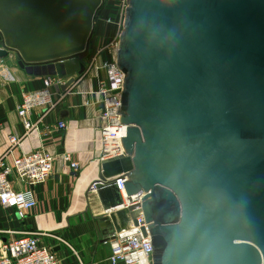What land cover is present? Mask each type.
Returning a JSON list of instances; mask_svg holds the SVG:
<instances>
[{"label": "water", "instance_id": "95a60500", "mask_svg": "<svg viewBox=\"0 0 264 264\" xmlns=\"http://www.w3.org/2000/svg\"><path fill=\"white\" fill-rule=\"evenodd\" d=\"M125 155L92 185L104 211L144 192L153 264H264V0H127ZM103 0H0V62L68 92ZM136 223L140 211L129 208ZM104 240L114 231L100 218Z\"/></svg>", "mask_w": 264, "mask_h": 264}, {"label": "crops", "instance_id": "0c3cea01", "mask_svg": "<svg viewBox=\"0 0 264 264\" xmlns=\"http://www.w3.org/2000/svg\"><path fill=\"white\" fill-rule=\"evenodd\" d=\"M106 16L107 12L103 10L97 13L87 57L101 52L99 60L108 62L111 53L107 45L118 29L105 22ZM96 73L92 69L83 76H76L77 82L68 92L61 91V85L66 82L62 81L56 97L62 99L58 107L41 119V110H34L29 120L38 130L26 134L17 108L23 93L41 89L44 78L26 74L18 67L15 54L0 62V157L7 155V161L11 162L17 156L34 151H46L56 157L50 178L43 184L29 187L37 205L23 218L16 210L0 204V241L38 233L39 244L51 249L59 264H108L110 254L99 221L104 210L99 197L90 191L99 179L102 162L95 122L101 105L94 104L96 97L91 94L98 89ZM8 74L12 79L6 77ZM60 121L67 123V130L58 129ZM11 136L22 138L12 149L9 145ZM67 152L78 162V171L71 170L62 161V155ZM18 186L22 190L28 189L25 185ZM112 220L118 224L123 222L119 215Z\"/></svg>", "mask_w": 264, "mask_h": 264}, {"label": "built area", "instance_id": "2783aa9c", "mask_svg": "<svg viewBox=\"0 0 264 264\" xmlns=\"http://www.w3.org/2000/svg\"><path fill=\"white\" fill-rule=\"evenodd\" d=\"M110 4L115 12L105 21L118 29L116 36L107 45L111 53V61L99 60L101 57V52H99L89 60L86 59L87 72L85 73L95 69L98 76V89L91 94L96 97L94 104L101 105L95 120L96 141L100 145V161L125 155L122 140L127 131V126L121 123L120 113L125 74L117 64V52L128 4L127 0H103V7L110 6ZM62 81L57 77H46L41 89L23 93L17 114L23 122L26 134L36 133L38 130L29 120L34 110H41V119L58 107L62 99L56 97ZM57 126L60 131L68 128L65 121H60ZM21 140V137L11 136L9 138L10 148L18 146ZM6 156L0 157V204L16 210L19 217L23 218L28 210L37 205L30 188L43 184L50 178L56 157L46 151H34L17 156L8 162ZM61 159L71 170H79L78 162L73 161L69 152L63 154ZM127 180L123 174L110 179L116 184L123 204L114 211H104V216L112 218L111 215L117 216V213L125 212L127 222L121 225L116 221L113 233L104 241L110 247L107 263L153 264L149 223L146 222L141 212L145 193L141 191L128 196L124 186ZM18 184L28 186V189L22 190ZM90 191H93V187ZM132 207L140 211L136 223L129 213V208ZM0 264H59V262L51 249L39 244L38 233H30L5 242L0 241ZM79 264L99 263L80 262Z\"/></svg>", "mask_w": 264, "mask_h": 264}, {"label": "rangeland", "instance_id": "374dc122", "mask_svg": "<svg viewBox=\"0 0 264 264\" xmlns=\"http://www.w3.org/2000/svg\"><path fill=\"white\" fill-rule=\"evenodd\" d=\"M111 5H112V4H110V6H105V7L102 6V8L100 9V10H103L105 13L107 12L106 19L109 18L111 15H113L114 12H115V11L113 10V6H111ZM100 10H99V11H100ZM99 11H98V12H99ZM106 19H105V20H106ZM105 22H106V21H105ZM89 59H90V58L88 57L87 60H89ZM85 62H87V61L85 60ZM117 214L119 215V217L121 216V217H123L124 219L126 218V217H125V215H126L125 212L117 213ZM111 217H114V215H111ZM126 222H127V221H126ZM121 225H124V222H121Z\"/></svg>", "mask_w": 264, "mask_h": 264}, {"label": "trees", "instance_id": "16d2710c", "mask_svg": "<svg viewBox=\"0 0 264 264\" xmlns=\"http://www.w3.org/2000/svg\"><path fill=\"white\" fill-rule=\"evenodd\" d=\"M122 213V212H121ZM126 214V213H125ZM121 217V216H120ZM125 219L123 217H121V220L124 222V225L126 224V221H127V214L125 215Z\"/></svg>", "mask_w": 264, "mask_h": 264}, {"label": "bare ground", "instance_id": "6f19581e", "mask_svg": "<svg viewBox=\"0 0 264 264\" xmlns=\"http://www.w3.org/2000/svg\"><path fill=\"white\" fill-rule=\"evenodd\" d=\"M7 78L12 79V76H11V75L9 76V74H8V75H7ZM124 151H125V150H124Z\"/></svg>", "mask_w": 264, "mask_h": 264}, {"label": "clouds", "instance_id": "9594fccd", "mask_svg": "<svg viewBox=\"0 0 264 264\" xmlns=\"http://www.w3.org/2000/svg\"><path fill=\"white\" fill-rule=\"evenodd\" d=\"M14 202V201H13Z\"/></svg>", "mask_w": 264, "mask_h": 264}]
</instances>
